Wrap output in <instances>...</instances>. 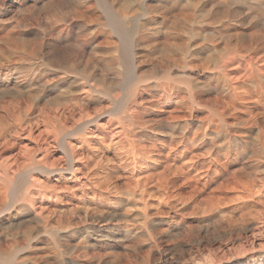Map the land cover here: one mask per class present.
I'll list each match as a JSON object with an SVG mask.
<instances>
[{
	"label": "rangeland",
	"instance_id": "1",
	"mask_svg": "<svg viewBox=\"0 0 264 264\" xmlns=\"http://www.w3.org/2000/svg\"><path fill=\"white\" fill-rule=\"evenodd\" d=\"M44 1L0 0V136H8V142L16 138L10 141L15 146L0 152V160L20 157L15 176L20 175L44 126L33 129L30 139L18 129L43 123L42 117L50 108V114H54L57 106L67 105V90L78 95L69 94L68 101L84 99L78 92L83 74L95 77L101 90L108 85L117 104L91 100L88 105V115L101 111L110 115L90 127L92 134L84 152H91L90 177H79V182L72 184L77 185L73 187L75 192H66L57 205L61 209L53 217L57 224L59 221L61 232L57 240L51 237L55 243L34 229L29 241L25 235L28 228H18L15 219V227L5 231L18 249V256H14L20 260L26 255V264H64L76 245L80 264H264V74L254 76L246 58L256 46H264V24L253 27L242 17L224 19L223 0H141L131 5L127 0L131 9L121 22L125 36L117 38L106 27L112 21L99 6L103 0ZM124 1L106 3L114 12ZM67 24L70 34L55 41L57 31ZM142 26L147 32L137 34ZM238 31L240 34H236ZM43 34L53 37L43 41ZM76 41L83 43L85 51L81 54H76ZM27 51L40 59L35 60ZM59 52L64 53L59 59L61 69L55 65ZM121 56L126 60L122 62ZM69 58L74 59L73 64ZM67 63L75 67L73 71L64 69ZM225 67L227 72L223 71ZM129 87L135 94L132 101ZM229 91L238 99L235 106ZM74 107L71 116L66 114L70 121L66 120L65 130L85 118ZM41 135L37 147L45 148L48 139ZM49 146V160L59 159L62 164L60 150ZM247 187L250 198L254 195L245 201L240 195Z\"/></svg>",
	"mask_w": 264,
	"mask_h": 264
},
{
	"label": "bare ground",
	"instance_id": "2",
	"mask_svg": "<svg viewBox=\"0 0 264 264\" xmlns=\"http://www.w3.org/2000/svg\"><path fill=\"white\" fill-rule=\"evenodd\" d=\"M16 1V0H15ZM22 1V0H21ZM26 1V0H25ZM44 1V0H43ZM53 1V0H52ZM107 1V0H106ZM106 1H104L103 0V5H99L100 6V8H101V10L103 11V13H105V14H107L108 16H109V18L111 19V21H112V23L111 22H109L107 25L108 26H106V27H108L109 28V30L112 32V33H114L113 35H117L116 37L117 38H119V37H121L122 38V36H125V35H123L124 34V30L122 29V24H121V22L124 20V18H125V15L128 13V11H129V9H131L130 8V6L128 5L129 3H127V0H125L124 1V3L122 4V5H120L119 6V9L117 10V11H114V12H112V11H110L109 10V6H107V4H109V2H107L106 3ZM128 1H130V5H131V2H132V4H133V1H135L136 3L137 2H140L141 0H128ZM221 1V0H220ZM38 2V1H37ZM45 2V1H44ZM84 2V1H83ZM93 2V1H92ZM96 2H98V1H96ZM102 2V1H101ZM134 2V3H135ZM143 2H145V1H143ZM211 2V1H210ZM34 3V2H33ZM95 3V2H94ZM113 3V2H112ZM135 3V4H136ZM36 3H34V5H35ZM62 4V3H61ZM85 4V3H84ZM140 4V3H139ZM145 4V3H144ZM192 5H194V3L192 4ZM21 6V5H20ZM97 6V5H96ZM140 6V5H139ZM139 6L138 5H136V7H137V9H139ZM221 6L223 7V9H222V13H223V18L224 19H230V18H234V17H242V18H240V19H243V20H245V21H248V23H250V25H252L253 27H256V26H258L259 24H264V0H223L222 2H221ZM23 7H25L26 8V6H23ZM111 7H113V5L111 6ZM220 7V6H219ZM56 8V7H55ZM59 8H61V7H59ZM118 8V7H117ZM134 8V7H133ZM192 8V7H191ZM194 8V7H193ZM196 8V7H195ZM18 9H19V7H18ZM52 9V8H51ZM58 9V8H57ZM57 9H56V11H57ZM145 9H146V7H145ZM156 9V8H155ZM15 10V9H14ZM61 10V9H60ZM113 10V9H112ZM144 10V9H143ZM53 11H54V9H53ZM56 11H54V12H56ZM58 11H59V9H58ZM102 11H101V13H102ZM193 11H195V10H193ZM13 12V11H12ZM15 12V11H14ZM13 12V13H14ZM17 12V11H16ZM53 12V13H54ZM63 12V11H62ZM90 12H91V10H90ZM132 12H133V9H132ZM149 12H150V9H149ZM174 12V11H173ZM3 13V12H2ZM102 13V14H103ZM131 13V12H130ZM56 14L57 13H55V18H56ZM60 14H63V13H61L60 12ZM81 14H83V11H82V13ZM90 14V13H89ZM105 14H103V15H105ZM148 14V13H147ZM150 14V13H149ZM84 15V14H83ZM61 16V15H60ZM88 16H90V15H88ZM95 16V15H94ZM136 16V15H135ZM221 16V15H220ZM104 17H106V15L104 16ZM140 17H142V16H140ZM139 17V18H140ZM147 17V16H146ZM65 17H63V19H64ZM86 18H87V16H86ZM139 18H137L135 21L136 22H138L139 20ZM145 18V17H144ZM154 18V17H153ZM209 18V17H208ZM47 19V18H46ZM62 19V18H61ZM72 19V18H71ZM94 19V18H93ZM105 19V18H104ZM178 19H180V18H178ZM176 20V21H178L179 22V20ZM183 19V18H182ZM197 19V18H196ZM196 19H194V20H196ZM59 20H60V18H59ZM86 20V19H85ZM201 20V19H200ZM205 20V19H204ZM203 20V21H204ZM84 21V20H83ZM141 21V20H140ZM151 21V20H150ZM162 21V20H161ZM233 21V20H232ZM55 22V21H54ZM144 22V21H143ZM160 22V21H159ZM163 22V21H162ZM169 22H171V21H169ZM175 22V21H174ZM58 23V22H57ZM92 23V22H91ZM176 23V22H175ZM185 23V22H184ZM191 23V22H190ZM220 23H222V22H220ZM71 24V23H70ZM103 24V23H102ZM125 24V23H124ZM136 24V23H135ZM138 24H139V22H138ZM177 24V23H176ZM199 24H201V23H199ZM48 25V24H47ZM53 25V24H52ZM72 25V24H71ZM98 25V24H97ZM146 25V24H145ZM151 25V24H150ZM241 25V24H240ZM99 26V25H98ZM134 26V25H133ZM137 26V25H136ZM139 26V25H138ZM152 26H154V25H152ZM151 26V27H152ZM162 26V25H161ZM167 26V25H166ZM249 26V25H248ZM247 26V27H248ZM49 27V26H48ZM102 28H103V30H105L104 29V27L105 26H101ZM124 27V26H123ZM188 27V26H187ZM237 27H239V26H237ZM251 27V26H250ZM52 28V27H51ZM50 28V29H51ZM87 28V27H86ZM126 28V26L124 27V29ZM134 28L135 27H133V31H134ZM145 27L144 26H142V27H139V28H137V34H139L138 32H140V31H143V32H147V30L148 29H144ZM175 28H177V27H175ZM178 28H180V27H178ZM182 29H185V28H183V26L181 27ZM189 28V27H188ZM188 28H187V31H188ZM194 28V27H193ZM240 28V27H239ZM238 28V29H239ZM263 28V27H262ZM48 29V28H47ZM49 29V30H50ZM53 29V28H52ZM56 29V28H55ZM69 29H70V26L67 24V26H64V28H62V29H59L58 31H57V33L55 34V38H53L55 41H61V39L62 38H66L67 37V35H68V33H69ZM127 29H128V26H127ZM237 29V28H236ZM264 29V28H263ZM263 29H261L260 31H262L263 32ZM85 30V29H84ZM98 29H96V31H97ZM149 30H151V29H149ZM179 30V29H178ZM190 30V29H189ZM198 30V29H197ZM208 30V29H207ZM245 30V29H244ZM244 30L242 29V30H240V31H243L244 32ZM255 30V29H254ZM55 31V30H54ZM87 31V30H86ZM100 31V30H99ZM136 31V30H135ZM134 31V32H135ZM182 31V30H181ZM190 31H192V30H190ZM190 31H188V32H190ZM196 31V30H195ZM235 31V30H234ZM237 31V30H236ZM259 31V30H258ZM102 32V31H101ZM110 32V33H111ZM126 32V31H125ZM129 32V31H128ZM133 32V33H134ZM164 32V31H163ZM201 32V31H200ZM211 32V31H210ZM246 32V31H245ZM248 32V31H247ZM254 32V31H253ZM256 33H257V31H255ZM46 33H48V31H46ZM89 33V32H88ZM104 33V32H103ZM103 33H101V35L103 34ZM132 33V34H133ZM141 33V32H140ZM223 33V32H222ZM235 33V32H234ZM237 33H239V31L238 32H236V34ZM50 34V33H49ZM49 34H47V35H49ZM70 34V33H69ZM185 34H187L186 33V30H185ZM191 34H192V32H191ZM196 34V33H195ZM236 34H234V36L236 35ZM240 34V33H239ZM243 34V33H242ZM52 35V36H51ZM50 35V37H53V34H51ZM112 35V34H111ZM136 35V34H135ZM175 35V34H174ZM190 35V34H189ZM193 35V34H192ZM192 35H191V37H192ZM137 36V35H136ZM145 36V35H144ZM162 36V35H161ZM242 36V35H241ZM248 36V35H247ZM255 37H256V35H254ZM48 36H46V34H43V41H44V38H47ZM50 37H48V39L50 38ZM72 37V36H71ZM143 37V36H142ZM175 37V36H174ZM245 37V36H244ZM249 37V36H248ZM259 37V36H258ZM113 38V37H112ZM152 38V37H151ZM162 38V37H161ZM237 38V37H236ZM247 38V37H246ZM81 39V38H80ZM134 35L132 36V39H131V41H133V44H134ZM219 39V38H218ZM238 39V38H237ZM252 39H254V37H252ZM252 39H250V40H252ZM46 40V39H45ZM120 40V39H119ZM171 40V39H170ZM178 40V39H177ZM254 40H256V39H254ZM264 40V39H263ZM65 41V40H64ZM49 42V41H48ZM123 41H121V43H122ZM140 42V41H139ZM172 42V41H171ZM238 42H240V41H238ZM264 42V41H263ZM54 43V42H53ZM57 43V42H56ZM60 43V42H59ZM73 43V42H72ZM75 43V49H76V54H81V52H82V50H84L83 48H84V46H83V43L82 42H80V41H76V42H74ZM87 43V42H86ZM120 43V44H121ZM131 43V42H130ZM252 43V42H251ZM259 43H262V41H259ZM35 44V43H34ZM123 44V43H122ZM145 44V43H144ZM258 44V43H257ZM256 43H255V46L257 45ZM36 45V44H35ZM39 45V44H38ZM41 45V44H40ZM94 45V44H93ZM103 45V44H102ZM129 45H131V44H129ZM208 45V44H207ZM241 45V44H240ZM239 45V46H240ZM259 45V44H258ZM123 46V45H122ZM198 46V45H197ZM201 46V45H200ZM33 47V46H32ZM31 47V48H32ZM35 47H37V46H35ZM237 47H238V45H237ZM242 47H243V45H242ZM41 48H42V46H41ZM184 48H186V47H184ZM239 48V47H238ZM33 49V48H32ZM36 49H38V48H36ZM44 49V48H43ZM42 49V50H43ZM121 49V48H120ZM130 49H131V47H130ZM182 49V48H181ZM35 49H33L32 51H34ZM68 50V49H67ZM247 50V49H246ZM38 50H36V52H37ZM85 51V50H84ZM127 51V50H126ZM125 51V52H126ZM186 51V50H185ZM228 51V50H227ZM233 51H234V49H233ZM248 51V50H247ZM251 51H253V52H248V54H247V59H248V62H249V65H250V72L254 75V76H259V74L260 73H262V74H264V46L263 47H258V46H256V48H254V50L252 49ZM42 52V51H41ZM41 52H39V53H41ZM113 52V51H112ZM120 52V51H119ZM131 52V51H130ZM241 52V51H240ZM239 52V53H240ZM26 53H29L28 51L26 52ZM25 53V54H26ZM39 53H38V55H39ZM69 53V52H68ZM73 53V52H72ZM72 53H71V55H72ZM236 53V52H235ZM20 54V53H19ZM24 54V55H25ZM29 54H31L30 56H32V58H34L35 56H36V53H29ZM64 54V53H63ZM63 54H61L60 52H59V54L57 53V57H56V64L55 65H57L59 68H60V57L63 55ZM130 54H132V53H129V56H130ZM228 54V53H227ZM68 55V54H67ZM70 54H69V56H71ZM75 55V54H74ZM121 55V54H120ZM232 55H234V54H232ZM238 55V54H237ZM20 56H22V55H20ZM26 56H27V54H26ZM68 56V57H69ZM132 56V55H131ZM130 56V57H131ZM134 56V55H133ZM133 56L131 57V58H133ZM24 57V56H23ZM28 57V56H27ZM39 56H37V58H38ZM41 57V56H40ZM54 57V56H53ZM64 57V56H63ZM73 57V56H72ZM128 57V56H127ZM220 57V56H219ZM218 57V58H219ZM243 57V56H242ZM37 58L35 59V60H37ZM42 58L43 59H45L44 58V55L42 56ZM55 58V57H54ZM64 58H66V56L64 57ZM90 58V57H89ZM119 58V57H118ZM134 58H135V56H134ZM240 58V57H239ZM28 59H29V57H28ZM38 59H40V58H38ZM70 59V58H69ZM26 60V59H25ZM30 60V59H29ZM63 60V59H62ZM71 60V62H68L67 61V59H65V61L66 62H68L69 63V65H70V63L71 64H73V60L74 59H70ZM126 60V58L124 57V56H121V61L123 62V61H125ZM219 60V59H218ZM221 60V59H220ZM28 61V60H27ZM43 61V60H42ZM92 61V60H91ZM119 61V60H118ZM128 61V60H127ZM135 61V60H134ZM133 61V59H132V62H134ZM30 62V61H29ZM52 62H53V60H52ZM55 62V61H54ZM63 62L64 61H62V65H63ZM95 62V61H94ZM117 62V61H116ZM31 63H32V61H31ZM39 63V62H38ZM68 63L67 64H65V66L66 67H64V69L66 70V71H68V70H70V71H73V68H75V67H73V66H69L68 65ZM74 63H75V61H74ZM85 63V62H84ZM118 63V62H117ZM125 63V62H124ZM127 63V62H126ZM221 63H222V60H221ZM36 64H37V62H36ZM47 64V63H46ZM119 64V63H118ZM133 64H135V63H133ZM133 64H131V66L133 65ZM50 65V64H49ZM49 65H47V66H49ZM54 65V64H53ZM54 65V66H55ZM125 65V64H124ZM130 65V64H129ZM237 65V64H236ZM235 65V66H236ZM239 65V64H238ZM53 66V67H54ZM57 66H55V67H57ZM134 66V65H133ZM219 66V65H218ZM50 67H52V66H50ZM49 67V68H50ZM118 68L119 67H121V65L119 66H117ZM221 67V66H220ZM238 67H240V66H238ZM63 68V67H62ZM130 68V67H129ZM128 68V69H129ZM137 67H134V69H136ZM231 68V67H230ZM236 68V67H235ZM37 69V68H36ZM58 69V68H57ZM56 69V70H57ZM61 69V68H60ZM84 69V68H83ZM95 69H96V67H95ZM244 69V68H243ZM249 69V68H248ZM9 70V69H8ZM63 70V69H62ZM61 70V71H62ZM90 70V69H89ZM132 70V69H131ZM219 70V69H218ZM234 70V69H233ZM11 71V70H10ZM80 71V70H79ZM84 71V70H83ZM120 71V70H119ZM223 71H226L227 72V70H226V67L224 68V70ZM245 71V70H244ZM63 72H65V71H63ZM134 72V71H133ZM229 72V71H228ZM249 72V73H250ZM41 73V72H40ZM62 73V72H61ZM60 73V74H61ZM81 73V72H80ZM80 73H78V75H80ZM44 74V73H43ZM50 74V73H49ZM58 74H59V72H58ZM69 74V73H68ZM226 74H228V73H226ZM233 74V73H232ZM77 75V76H78ZM97 75V74H96ZM103 75H104V73H103ZM135 75V74H134ZM141 75V74H140ZM139 75V76H140ZM162 75V74H161ZM229 75V74H228ZM243 75V74H242ZM248 75V74H247ZM48 76V75H47ZM66 76V75H65ZM136 76V75H135ZM142 76V75H141ZM250 76V75H249ZM264 76V75H263ZM68 77V76H67ZM237 77V76H236ZM50 78V77H49ZM53 78V77H52ZM51 78V79H52ZM78 78V77H77ZM138 78V77H137ZM260 78V77H259ZM44 79H45V77H44ZM54 79V78H53ZM66 79V78H65ZM94 79H95V77H94ZM93 78H92V76H90L89 74H87V75H84L83 74V76L81 77L80 76V83L78 82V81H74V82H78V85H80V89H79V93L80 94H82L85 98L83 99V98H78V97H76L75 99H72L71 101L69 100H67L68 99V95L70 94H74V93H70V92H68L69 90H67V93L65 94V96L67 97L66 98V103H68L69 104V106H68V104L67 105H65V104H63L62 106H57L58 108L56 109V107H54L53 106V108H55L54 110V114H53V111H52V114H50V112H51V108H50V111L48 110V114L47 115H45L44 117H42L43 118V120H44V118H45V120L44 121H42L43 123H34V124H27L26 126H24V127H22V128H20V129H18V132H19V130L21 131V132H23V133H26L27 134V136H28V138L29 137H31V135H32V130L34 129L35 130V128H36V130L38 129V126L40 125V124H42V126H44V131L42 132L44 135H45V137L48 139V141H47V144H46V146H45V148L43 147H37V144H38V140L40 139V137L41 136H43V135H41L42 133H40L39 134V137H38V140H37V142H36V144H35V141L32 139V141L34 142V144L36 145V146H33V149H34V147H35V149L33 150V154H31L29 151L30 150H28L27 148V144L25 145V147H27L26 149H27V151L30 153V157H29V155H28V162H27V164L24 166V168H23V170H22V172H20V175H16L15 176V173L17 172V170H16V166L19 164V161L17 160L18 158H20V157H18L17 159H11V160H9L8 158V160H4L3 162L0 160V264H26L25 262H24V258L26 257V255L24 256V258H21L20 260H18L17 259V257H15L17 254H19V253H17L16 251L18 250L17 249V247L15 246L16 244H15V242L12 244L11 242H12V239L11 240H9L8 238V235H7V233L5 232L6 231V229H8V228H13V227H15V219H16V221H18L19 223H18V228H20L22 225H26V227L28 228V229H26L28 232H27V234H25L26 235V237L28 238V240L30 241L31 240V231H33V229L34 230H36V232L38 231H41L45 236L46 235H48V237L50 238V240H53V239H56L57 240V234L59 233V232H61V228H60V226L58 225L59 224V219L57 220L58 221V224L56 223V221H55V219H54V217H53V215L55 214V213H57L58 211H57V209L59 210V209H61V208H58V204L59 203H62V197H64L65 196V194H66V192H69L70 190L73 192L74 191V188L73 187H75L76 188V186H72V184H75V183H78L79 181L78 180H80L79 179V177H84L85 179H87L88 177H90V175H89V170L88 169H90V168H88V160H89V157L91 156H89V153H91L89 150V153H84L85 151H87V148H86V145H87V143L89 142V136H90V134H92V129H90V127L91 126H93V125H95V124H97V122L99 121V119L100 118H102L103 116H105L108 112L106 111V112H102L101 111V113H99V114H94L93 113V115L91 114H87V108H88V105L91 103V100H92V102H93V100H95L96 102H100L101 100H107V101H110V102H115L114 103V105H116L117 103H116V100H113V98H112V94H111V92H110V90L108 89V88H106V87H108V85L106 86V85H104V86H106V87H104L105 89H103V90H101V89H99L98 87H97V81H95ZM100 79V78H99ZM102 79V78H101ZM124 79V78H123ZM143 79V78H142ZM61 80V79H60ZM59 80V81H60ZM143 80H145V79H143ZM3 81V80H2ZM105 80H103V82H104ZM136 81V80H135ZM134 81V79H133V81H132V83H134L135 82ZM238 81V80H237ZM63 82V81H62ZM101 82H102V80H101ZM100 82V83H101ZM139 82V81H138ZM233 82H235V81H233ZM46 83V82H45ZM56 83V82H55ZM185 83V82H184ZM66 84V83H65ZM105 84H106V82H105ZM113 84V83H112ZM144 84V83H143ZM102 85H103V83H102ZM130 85V84H129ZM231 85V84H230ZM137 86V84L135 85V87ZM140 86V85H139ZM66 87V86H65ZM101 87V86H100ZM131 87H133L132 85H131ZM62 88V87H61ZM130 88V87H129ZM231 88V87H230ZM229 89V88H228ZM233 89L235 90V88L233 87ZM73 90V89H72ZM132 90V91H131ZM138 90V89H137ZM75 91V90H74ZM127 91V90H126ZM238 91V90H237ZM233 92H235V91H233ZM65 93V92H64ZM76 93H77V91H76ZM75 93V94H76ZM78 93V94H79ZM226 93V92H225ZM238 93V92H237ZM75 94H74V97H75ZM229 96H230V99H231V101H232V103L234 104V106H235V104H236V102H238V99H236V96L231 92V91H229ZM239 94V93H238ZM77 95V94H76ZM78 96V95H77ZM126 96V95H125ZM170 96V95H169ZM189 96V95H188ZM61 97V96H60ZM129 97H130V100L132 101L133 100V98L135 97V94H134V91H133V89H131L130 88V94H129ZM59 98V97H58ZM123 99H125V98H123ZM141 99V98H140ZM150 99V98H149ZM58 101V100H57ZM59 101H61V100H59ZM121 101H124V100H121ZM137 101V100H136ZM128 102H130L129 101V98H128ZM141 102V101H140ZM244 102V101H243ZM95 103V102H94ZM123 103H125V102H123ZM132 103V102H131ZM187 103V102H186ZM227 103V102H226ZM229 103V102H228ZM231 103V104H232ZM50 104V103H49ZM132 104H134V102L132 103ZM162 104V103H161ZM216 104V103H215ZM56 105H58V104H56ZM74 105H76V107L77 108H79L80 110V113H78V114H83L84 115V117L85 118H81L80 120L78 119L77 120V122H75L74 123V125L73 124H71V126L69 125V127H71L70 128V130H65V126H67L66 125V120H67V116H66V114L67 115H69V116H71L72 115V107L73 108H75L74 107ZM112 105H113V103H112ZM200 105V104H199ZM242 104H240V106H241ZM72 106V107H71ZM120 106V105H119ZM135 106V105H134ZM137 107V106H136ZM231 107H232V105H231ZM238 108V107H237ZM236 108V109H237ZM241 108V107H240ZM140 109V108H139ZM138 109V110H139ZM53 110V109H52ZM100 110H101V108H100ZM105 110V109H104ZM137 110V109H136ZM41 111H43V114H44V110H41ZM75 111H77V110H75ZM74 111V112H75ZM78 111V112H79ZM93 111V110H92ZM110 111H113V110H110ZM146 111V110H145ZM40 112V111H39ZM110 113V112H109ZM108 113V114H109ZM50 114V115H49ZM110 115V114H109ZM28 116V115H27ZM40 116H41V113H40ZM43 116V115H42ZM80 116V115H79ZM72 117H74V115L72 116ZM72 117L70 118V119H72ZM37 118V117H36ZM257 118V117H256ZM30 119V118H29ZM34 119V118H33ZM75 119V118H74ZM134 119V118H133ZM35 120V119H34ZM69 120V119H68ZM67 120V122H69ZM173 120V119H172ZM29 121V120H28ZM36 121H37V119H36ZM132 121V120H131ZM249 124V123H248ZM21 125V124H20ZM19 126V125H18ZM95 129H98V128H95ZM253 129V128H252ZM9 130V129H8ZM17 130V129H16ZM100 130V129H99ZM214 130V129H213ZM14 131V130H13ZM38 131V130H37ZM98 131V130H97ZM10 132H11V130H10ZM15 132V131H14ZM20 132V133H21ZM103 132V131H102ZM36 133V132H35ZM16 134H18V133H15V135ZM36 134H38V133H36ZM35 134V135H36ZM93 134H94V132H93ZM1 135V134H0ZM8 135V134H7ZM13 135H14V133H13ZM24 135V134H23ZM96 135V134H95ZM104 135V134H103ZM212 135V134H211ZM10 136H11V134H10ZM20 136V135H19ZM18 136V137H19ZM26 136V137H27ZM33 136H34V134H33ZM37 136V135H36ZM106 136V135H105ZM1 137V136H0ZM8 137V136H7ZM7 137H1L0 138V152L2 153L4 150L6 151V149L8 148V147H10L11 148V146L13 147V146H15L14 145V143L15 142H10V141H14V140H10L9 142H8V140H9V137L7 138ZM12 137V136H11ZM7 138V139H6ZM43 138V137H42ZM46 138H44L43 140L45 141V139ZM13 139V138H12ZM30 139V138H29ZM29 139H28V141H29ZM36 139H37V137H36ZM49 139L51 140L50 142H52V143H49ZM26 140V139H25ZM43 140H42V142H43ZM74 142H73V141ZM100 140V139H99ZM109 140V139H108ZM191 140V139H190ZM20 141V140H19ZM22 141V140H21ZM41 142V141H40ZM40 142H39V145H40ZM41 142V143H42ZM19 143V142H18ZM18 143H16V144H18ZM97 143V142H96ZM108 143V142H107ZM32 144V143H31ZM31 144H29L30 146H31ZM49 144H51L52 145V147H53V145H55L54 147H57L59 150H60V152H61V156L60 157H62V158H60V159H62L60 162H62V164H59L58 162H59V159H54V160H49V157H50V153H49V148L51 147V146H49ZM33 145V144H32ZM106 145V144H105ZM18 146H20V145H18ZM29 146V148L31 149L32 148V146L30 147ZM89 146V145H88ZM242 147V146H241ZM24 148V147H23ZM25 149V148H24ZM43 149V150H42ZM55 149V148H54ZM57 149V150H58ZM3 150V151H2ZM20 150H21V147H20ZM91 150V149H90ZM21 151H23V150H21ZM53 151V150H52ZM92 151V150H91ZM51 152V151H50ZM98 153V152H97ZM19 154V153H18ZM23 154V153H22ZM26 154V153H25ZM41 156V157H39V158H37V156H39V155ZM95 154V153H94ZM24 155V154H23ZM247 155V154H246ZM17 156V155H16ZM19 156V155H18ZM27 156V155H26ZM51 156H52V154H51ZM23 157V156H22ZM3 158V157H2ZM12 158V157H11ZM92 158V157H91ZM90 158V159H91ZM22 160V159H21ZM23 160H24V162L26 163V158L24 159L23 158ZM224 160V159H223ZM17 161H18V163H17ZM17 164V165H16ZM98 164V163H97ZM218 164V163H217ZM90 174H91V170H90ZM94 175V174H93ZM14 177H16L17 178V181H14ZM93 177V176H92ZM92 181H93V179H92ZM86 182V181H85ZM82 183V182H81ZM79 184L80 186L82 185V184ZM87 184V183H86ZM246 184V183H245ZM261 184V183H260ZM90 186V185H89ZM202 186V185H201ZM92 187V186H91ZM80 188H82V187H80ZM248 188V187H247ZM78 189V188H77ZM76 189V190H77ZM232 189V188H231ZM242 190V189H241ZM248 190H249V188H248ZM248 190H246L245 192L244 191H242L243 193L240 195L241 196V198L243 199V200H247L248 198H250V190L248 191ZM70 191V192H71ZM160 191V190H159ZM72 192H71V194H72ZM75 192V191H74ZM77 192V191H76ZM158 193V192H157ZM178 193V192H177ZM240 193V192H239ZM68 194V193H67ZM71 194H69V195H71ZM162 194H164V193H162ZM166 194V193H165ZM164 194V195H165ZM253 194V193H252ZM68 195V196H69ZM76 195V194H75ZM74 195V196H75ZM83 195V194H82ZM164 195H161V196H164ZM254 195V194H253ZM253 195H252V198H253ZM259 195V194H258ZM258 195H257V197H258ZM86 196V195H85ZM66 197V196H65ZM93 197V196H92ZM166 197H168V196H166ZM255 197H256V195H255ZM73 198V197H72ZM240 198V199H241ZM252 198H250V199H252ZM68 199V198H67ZM66 199V200H67ZM158 199V198H157ZM258 199V198H257ZM245 200V201H246ZM64 201V200H63ZM236 201H237V199H236ZM241 201V200H240ZM240 201H238V202H240ZM244 201V202H245ZM65 202H67V201H65ZM220 202V201H219ZM228 202V201H227ZM238 202H236V203H238ZM69 203H70V201H69ZM91 203V202H90ZM65 204H68V203H65ZM215 204H217V203H215ZM214 204V205H215ZM241 204V203H240ZM85 205V204H84ZM60 206H62V205H60ZM67 206V205H66ZM72 206V205H71ZM71 206H70V208H71ZM216 206V205H215ZM215 206H212V207H215ZM73 207V206H72ZM63 208V207H62ZM64 208H66V207H64ZM64 208H63V210H64ZM204 208H205V206H204ZM68 210H69V207H68ZM67 210V211H68ZM70 211H72L71 209H70ZM77 211V210H76ZM63 212V211H62ZM65 212H66V210H65ZM64 213V212H63ZM60 214V213H59ZM18 215V216H17ZM61 215V214H60ZM239 215V214H238ZM12 216H13V218H12ZM262 216V215H261ZM18 219H17V218ZM56 217H58V215H56ZM55 217V218H56ZM59 218V217H58ZM63 218V217H62ZM70 219V218H69ZM63 221V220H62ZM262 222V221H261ZM53 223H55V225H53ZM68 224V223H67ZM71 224V223H70ZM21 225V226H20ZM20 226V227H19ZM61 226H62V224H61ZM25 227V228H26ZM71 227V226H70ZM181 227V226H180ZM22 228V227H21ZM24 228V227H23ZM65 228V227H64ZM63 228V229H64ZM63 229H62V231H63ZM85 229V228H84ZM20 230V229H19ZM25 230V229H24ZM24 230H23V232H24ZM68 230H70V229H68ZM67 230V231H68ZM73 230V229H72ZM8 232H10V231H8ZM14 232V231H13ZM17 232H19L18 230H17ZM63 232H65V231H63ZM62 232V233H63ZM22 233V232H21ZM25 233V232H24ZM9 234V233H8ZM12 234V233H11ZM19 234V233H18ZM67 234V233H66ZM25 235H24V237H25ZM34 235V234H33ZM16 236V235H15ZM42 236V235H41ZM63 236V235H62ZM61 236V237H62ZM83 236V235H82ZM10 237H12V236H10ZM21 237V236H20ZM23 237V236H22ZM31 237V238H30ZM51 237L53 238V239H51ZM56 237V238H55ZM13 238V237H12ZM14 238H16V237H14ZM13 238V239H14ZM26 238V239H27ZM45 238V237H44ZM48 238V239H49ZM65 238V237H64ZM67 238V237H66ZM69 238V237H68ZM85 238H86V235H85ZM22 239V238H21ZM25 239V238H24ZM36 239V238H35ZM34 239V240H35ZM41 239V238H40ZM62 238H60V240H61ZM73 239H75V238H73ZM87 239V238H86ZM39 240V239H38ZM37 240V241H38ZM59 240V239H58ZM60 240H59V242H60ZM69 240H71V239H69ZM89 240V239H88ZM125 240V239H124ZM16 241V240H15ZM26 242H27V244L29 243V241H27V240H25ZM82 241V240H81ZM16 242H18V241H16ZM23 242V241H22ZM35 242V241H34ZM48 242H49V240H48ZM53 242H54V240H53ZM59 242H57V243H59ZM66 242H67V240H66ZM31 243V242H30ZM55 243V242H54ZM85 243V242H84ZM83 243V244H84ZM89 243V242H88ZM15 244V245H14ZM27 244H26V246H27ZM34 244V243H33ZM44 243H42V245H43ZM59 244H61V243H59ZM75 244V243H74ZM77 244V243H76ZM80 244V243H79ZM78 244V245H79ZM82 244V245H83ZM19 245H20V243H19ZM18 245V246H19ZM23 245V244H22ZM37 245V244H36ZM45 245V244H44ZM49 246H50V244H48ZM54 245V244H53ZM56 245V244H55ZM68 245V244H67ZM73 245V244H72ZM88 245V244H87ZM29 246V245H28ZM27 246V247H28ZM30 246H31V244H30ZM34 246V245H33ZM24 247V246H23ZM35 247V246H34ZM38 247H40V245L38 246ZM45 247V246H44ZM59 247H61V246H59ZM71 247V246H70ZM77 247H79V246H76L75 245V248H73L72 247V249H74V251L73 252H70L71 253V255L70 254H68V256H70V258L68 259L67 257V261L64 263V264H80V263H78V261H79V258H78V261H77V256H76V251L78 250V248ZM21 248V247H20ZM77 248V249H76ZM86 249H84L85 251L87 250V247H85ZM90 248V247H89ZM28 249V248H27ZM42 249V248H41ZM55 249H56V247H55ZM21 250H23L22 248L20 249V251ZM30 250H33V249H30ZM38 251H39V248L37 249ZM57 250V249H56ZM58 250H60L59 248H58ZM80 250V249H79ZM84 250H82V254L84 253ZM44 251V250H43ZM48 251V250H47ZM81 251V250H80ZM111 251V250H110ZM22 252V251H21ZM20 252V253H21ZM25 252V251H24ZM29 252V251H28ZM34 252V251H33ZM50 252V251H49ZM62 252V251H61ZM15 253H17L16 255H15ZM23 253V252H22ZM32 253V252H31ZM44 253V252H43ZM46 253V252H45ZM44 253V254H45ZM55 253V252H54ZM63 253V252H62ZM61 253V254H62ZM88 253V252H87ZM33 254H35V253H33ZM40 254V253H39ZM42 254V253H41ZM48 254V253H47ZM64 254V253H63ZM67 254V253H66ZM79 254V253H78ZM86 254V253H85ZM84 254V255H85ZM15 255V256H14ZM81 255V254H80ZM83 255V256H84ZM18 256V255H17ZM20 256V255H19ZM34 256V255H33ZM20 257H22V256H20ZM37 257V256H36ZM44 257H45V255H44ZM58 257V256H57ZM60 257V256H59ZM62 257V256H61ZM205 257V256H204ZM29 258V257H28ZM32 258V257H31ZM37 258H39V256L37 257ZM50 258H52V257H50ZM54 258H55V256H54ZM86 258V257H85ZM60 259V258H59ZM63 259V258H62ZM81 259V258H80ZM84 259V258H83ZM89 259V258H88ZM205 259V258H204ZM26 260H27V257H26ZM52 260H54V259H52ZM28 261H30V260H28ZM32 261V260H31ZM81 261V260H80ZM204 261V260H203ZM33 262V261H32ZM60 262H61V260H60ZM34 264L36 263V262H33ZM32 263V264H33ZM83 263V262H82ZM112 263V262H111ZM145 263V262H144ZM195 263V262H194ZM198 263V262H197ZM30 264V263H29ZM60 264V263H59ZM63 264V263H62ZM84 264V263H83ZM86 264V263H85Z\"/></svg>",
	"mask_w": 264,
	"mask_h": 264
}]
</instances>
